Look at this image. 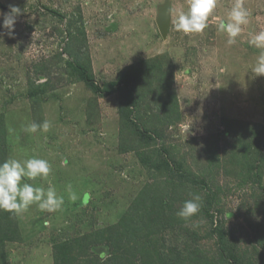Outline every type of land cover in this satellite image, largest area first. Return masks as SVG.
<instances>
[{
  "label": "rangeland",
  "instance_id": "374dc122",
  "mask_svg": "<svg viewBox=\"0 0 264 264\" xmlns=\"http://www.w3.org/2000/svg\"><path fill=\"white\" fill-rule=\"evenodd\" d=\"M234 2L186 34L174 23L187 0H0V162L46 159L48 179L26 182L64 197L56 212L0 210V264H264V76L248 43L264 0H244L249 23L228 45L217 23ZM77 66L101 91L121 84L96 93ZM46 120L47 132L25 131ZM193 195L200 212L180 218ZM118 244L123 259H99Z\"/></svg>",
  "mask_w": 264,
  "mask_h": 264
},
{
  "label": "clouds",
  "instance_id": "9594fccd",
  "mask_svg": "<svg viewBox=\"0 0 264 264\" xmlns=\"http://www.w3.org/2000/svg\"><path fill=\"white\" fill-rule=\"evenodd\" d=\"M188 10L180 11L175 20L174 27L177 31L188 33H201L208 27L209 17L217 7L218 0H187ZM21 14V9L10 6V12L5 15L3 26L11 33L14 30L16 17ZM251 12L245 7L244 0H235L227 20H219L217 30L227 34V44H235L236 38L241 34L243 27L249 23ZM248 43L261 49L257 56L252 71L257 76H264V30L259 33H249ZM224 67L219 68V73H225ZM51 124L44 121L42 124L32 122L27 125L25 131L36 133L37 131L47 132ZM185 131H189L185 129ZM52 171V166L46 159L30 157L28 159L8 158L0 162V210L20 214L30 206L36 205L41 211L49 213L62 209L64 197L57 194L56 187L49 181L47 188L35 186L28 183V180H35L38 177L47 180ZM69 198L77 199L71 185L67 186ZM87 195L85 201H87ZM201 197L193 195L192 199L186 200L183 207L177 212L182 219H189L201 210ZM110 258L107 251L101 252L99 259L104 262Z\"/></svg>",
  "mask_w": 264,
  "mask_h": 264
},
{
  "label": "trees",
  "instance_id": "16d2710c",
  "mask_svg": "<svg viewBox=\"0 0 264 264\" xmlns=\"http://www.w3.org/2000/svg\"><path fill=\"white\" fill-rule=\"evenodd\" d=\"M75 70H76V72H77V75H78V79L80 80V81H83L88 87H90L91 89H93L96 93H100V94H105V95H109V94H111L112 92H113V90L117 87V86H119L121 83H120V81H116V82H112V83H110V84H108L105 88H104V90H99L96 86H95V84L93 83V81L91 80V78L88 76V74H87V72H86V70L85 69H83L82 67H80V66H77L76 68H75ZM125 83H128V82H125ZM129 84V83H128ZM132 93H130V96H129V105L130 106H134L135 107V104H136V102H135V98L131 95ZM119 112H120V114H121V116L127 121H130V123H131V125H133V127H134V129H137V127H136V125L134 124V123H132L131 122V120H130V114H131V112L132 111H130V110H125L122 106H121V108H120V110H119ZM261 143H263V141H260ZM264 160V156H262V158H261V162ZM251 168V166H249L248 167V169H250ZM250 171V170H249ZM209 211V210H208ZM207 210H206V212L204 211V213H205V216L207 217V218H212L211 217V214H209V212H208ZM120 244H122V243H120ZM120 244H118L117 246L116 245H114V248H113V250H115V251H119V252H116V253H112L111 254V257L109 258V260L108 261H115V262H118L119 260H121V259H123V256H121L119 253H120V251H122V250H124L125 252H127V251H129L130 249H129V247H126V248H120ZM140 252V254L143 256V255H145V254H147L148 253V250H140L139 251Z\"/></svg>",
  "mask_w": 264,
  "mask_h": 264
},
{
  "label": "water",
  "instance_id": "95a60500",
  "mask_svg": "<svg viewBox=\"0 0 264 264\" xmlns=\"http://www.w3.org/2000/svg\"><path fill=\"white\" fill-rule=\"evenodd\" d=\"M156 26L162 38H165L169 28V5L166 3L159 7L156 17Z\"/></svg>",
  "mask_w": 264,
  "mask_h": 264
}]
</instances>
